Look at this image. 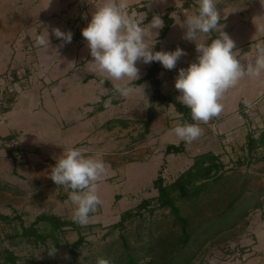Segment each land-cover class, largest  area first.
<instances>
[{"label":"rangeland","instance_id":"rangeland-1","mask_svg":"<svg viewBox=\"0 0 264 264\" xmlns=\"http://www.w3.org/2000/svg\"><path fill=\"white\" fill-rule=\"evenodd\" d=\"M15 1L5 0L8 6L4 7L8 13L11 12V19L8 14V22L0 23V33H8L2 40L7 50L10 49L8 42L13 41V32L25 28L33 41L38 28V19L29 22L24 18L21 22V18L17 16L20 10L33 8V5L28 2L18 5L19 2ZM100 2L102 0H83L80 5L66 11L60 7L62 10L57 16L63 18L70 12H81L84 14L82 20H88L87 26L96 10V4ZM185 4L189 13L195 11L192 0H186ZM215 6L221 17V30L235 41L234 51L238 50L240 59L246 62L254 55L255 42L264 39V33L260 34L258 30L264 27V0H216ZM56 10L58 7L54 8ZM87 14L91 17L88 18ZM178 15L174 29L181 34L180 37H173L170 46L161 45L163 37L159 38V32L153 39L150 37L157 44L158 51H175L180 48L187 53L172 70L159 65L161 68L157 76L165 83H175L179 69L187 68L196 61L198 55L195 43L185 39L187 29L182 27L186 19L184 10H180ZM44 29L51 35L52 28H43L42 32ZM218 37L219 32L211 34L212 39ZM80 38L84 39L82 35ZM56 57L58 60L59 56ZM88 60L92 62L93 58L89 56ZM18 63L14 59L11 61V57L7 55L0 65V70L10 65L7 71L0 74L5 81L10 71V80L7 84H1L0 88L3 89L4 97L3 103L0 101V112L7 109L19 93L14 82L25 77L20 69H16ZM136 66L142 78L148 66H142L139 61ZM30 69L31 73L25 77L26 82L39 85V73H34L31 67ZM14 74L19 77L14 78ZM83 78H88L87 81L91 82L88 88L83 86L87 89L88 100L84 98L78 106L80 109L73 107L72 114L65 110L64 121L49 107L48 101L45 105L50 114L44 113L38 105V110L33 109L30 116L25 113L15 115L21 116L20 126L14 125L15 120L12 118H7V123L4 120L0 123V213L9 217L7 220L0 218V264H97V259L101 257L108 259L110 263L123 264L127 254L143 256L142 261H147L155 257V252L151 254V251L164 248L159 247L153 239V245H149L152 235L170 237L167 238L170 241L164 240L169 251L165 250L162 257H155L154 264H170L172 259L182 258L188 253L192 254L190 264H264V140H259L261 134L264 136V73L259 78H244L225 93L221 100V114L207 124H200L203 132L208 131V135L204 134L205 136L192 143L183 142L182 150L167 154L164 152L167 143L177 144L181 141L172 129L178 123H183L182 114L171 102L156 104L154 118L157 117V122L152 120L145 132L144 125L152 94L149 80L133 82L135 86H144V99L139 89L128 98L119 97L113 92L112 83L111 86H101L93 73H85L78 82L82 83ZM163 84L164 82L160 84L163 93L174 98L180 95L177 90L169 88L165 92ZM34 85V91H39L40 88ZM42 88L47 90V87ZM82 93L85 91L82 90ZM67 96V100L61 102L64 107L72 101L70 93ZM240 99L243 101L239 105ZM105 101H110L107 108L104 106ZM113 119L124 120L126 124L113 123ZM69 120L75 121V124L65 132L63 129ZM15 129L17 137L13 135L14 138L2 141L3 136ZM249 131L258 142L250 152L246 144V134ZM11 146L21 149L14 148L11 156L8 154ZM70 147L87 149L90 155L102 154L106 164V172L98 183V195L102 204L91 214L86 226L75 222L68 224L60 234L59 246L50 238L41 241L34 240L33 236L22 235L23 228L33 224L41 213L72 219L74 206L68 193L63 187L54 184L48 176L50 166ZM207 150L220 154L226 163V170L219 182H211L193 201L178 202L191 233L185 244L178 236L179 224L166 207L157 208L152 214L141 210V214L126 220L123 227L109 230V225L115 223L124 210L137 209L141 200L151 199L149 207L155 203L157 189L153 181L158 174H161L164 182H169L191 163L195 154ZM237 159L244 161L236 164ZM76 224L84 239L78 253L72 255L66 242L70 243L78 237ZM41 225L40 221L36 223L38 228ZM167 242H171V245ZM53 245L57 252L54 257H50L48 249ZM148 247L153 249L145 253ZM9 252L15 257V262L6 259L5 255ZM65 254L70 259H65Z\"/></svg>","mask_w":264,"mask_h":264},{"label":"clouds","instance_id":"clouds-1","mask_svg":"<svg viewBox=\"0 0 264 264\" xmlns=\"http://www.w3.org/2000/svg\"><path fill=\"white\" fill-rule=\"evenodd\" d=\"M50 2V0H49ZM48 2V4H49ZM216 0H193L195 11L184 10L186 19L185 39L195 43L198 53L196 61L187 68H180L175 79V89L180 93L177 100L190 109L194 123H178L173 133L179 140L192 143L203 134L200 124H207L223 111V99L226 92L236 87L244 78H259L264 73V39H258L253 45L254 55L246 62L240 59L235 41L222 31L221 19L216 9ZM142 16V18H141ZM146 13L131 11L128 0H102L96 4V10L82 36L93 58L89 71L98 78L103 86L112 83L113 92L121 98L133 95L136 89L144 95V86H135L133 82L140 78L137 62L150 64L159 62L165 69L176 68L177 62L187 53L180 48L175 51H154L156 35L153 30L163 27L159 15H154L148 25H143ZM264 33V27L258 29ZM219 37L212 39L213 32ZM51 35L63 43H71L72 33L53 28ZM210 40V43L208 42ZM38 47L51 46L47 29L35 38ZM110 101L104 106L109 107ZM106 172L102 154L90 155L87 149L70 147L63 151L56 163L50 166L49 178L58 187L68 193L73 208V222L86 226L91 214L98 210L102 201L98 195V183ZM53 245L48 249L50 257L56 255ZM65 259L70 257L65 254ZM97 264H110L106 258H98Z\"/></svg>","mask_w":264,"mask_h":264},{"label":"crops","instance_id":"crops-1","mask_svg":"<svg viewBox=\"0 0 264 264\" xmlns=\"http://www.w3.org/2000/svg\"><path fill=\"white\" fill-rule=\"evenodd\" d=\"M15 2H19L18 5H21L22 2H28L29 4L33 5V8L30 7L26 10H20V13L17 14V16L21 18V22L24 18H27L29 22H32L33 19H38L36 21V25H38V28L34 33L33 41L31 40L29 31L25 28H23V30L21 29L18 32H13V41L8 42V45H10V49L8 50L6 48V44L2 42V40H4V37L8 33L1 32L0 65L2 64L3 57L9 55L11 57V61L13 59L15 61H19L18 68H16L15 66L14 67L16 69H20L23 72V75L25 74V77L27 76V74L31 73L30 67L33 69L32 71L34 73H39L41 83L39 85H30L26 82L25 77L22 79H17L19 76L14 74L13 77L17 79V82L14 83H16L15 86L18 88L19 93L17 94V97L12 100L13 102H11L8 108H5L3 112H0V123L3 120L4 123H7V118H12L15 120L14 125L17 124L20 126L19 118L21 116L17 117L15 115L25 113L26 115L30 116L33 114V109L38 110V105L40 106V108L42 107L41 110H43L44 113L46 112L47 114H50L45 105L48 103V101L50 103L49 107H52V109L55 111V114L61 117L62 121H64L65 119L63 117L66 116L65 110H67V113L69 112L72 114L73 107L80 109V107L78 106L82 103L84 98L88 100V97H86L88 92L85 88H88L87 86L91 85V82L87 81L88 78H83L81 80L82 83H80V81L78 82V79L81 78L85 73L90 74L91 72L89 71V69L90 66L92 67V65L89 64L90 61L88 60L89 56L91 55L90 50L87 47V41L80 38L82 35V29L87 27L86 24L88 22V20H82L84 14H82L81 12L75 13V11H73L70 12L68 16L65 15L63 18L57 16V14L62 10L59 9L60 7L64 8L63 10L65 11L66 9L72 10V7L80 5L83 0H50V2L49 0H16ZM185 2L186 0H128V6L131 11H135L138 14L146 13V17L143 20V25H148L154 15L163 14L170 8L171 10L169 12V16L173 18V22L163 36V42L161 44L162 46H170L174 36L180 37L181 32L174 29V24L176 23V21H178V18L176 17L179 16V11L185 10ZM4 6L7 7L8 3H6L5 0H0V23L3 24L4 22H8L6 20L8 14L11 19V12L8 13L9 11H7ZM55 7H58V10L54 11ZM21 13H23V15ZM86 16L88 18L91 17L89 14H87ZM10 22L11 21H9V24L13 25V23ZM48 27L52 29L59 28L64 32L70 31L72 33L71 43H64L61 47L60 45L63 42L50 35L51 46L47 49L38 47L35 44V38L38 34L42 33L41 29ZM158 32L159 30H154V33ZM255 33H259L257 29H255ZM260 34H262V32ZM151 36V39H153L154 35ZM16 41L18 42L16 43ZM20 42H22L23 45ZM18 46L20 47L18 48ZM56 55L59 56L58 60ZM140 64L142 66L144 65V63L142 62H140ZM158 65L162 66L160 63ZM8 66L10 67V65ZM8 66L2 68L0 70V74L7 71ZM146 66H148V64H146ZM68 67L70 68L68 69ZM87 77H89V75ZM7 82V80L4 81V83L6 84ZM162 82H164L163 86L165 92L168 90L167 88L172 91L176 90L174 81H169V83H165V81H161V83ZM33 85L38 86V88H40L39 91L35 92L34 90H36V87H33ZM43 86L44 88L47 87L46 91L43 90ZM83 86L86 87L84 88ZM77 90H79V92L81 91V93L77 92ZM82 90L85 91V93H82ZM65 91L67 92L64 93ZM53 93H55V96H53ZM68 93H70V98L72 101L64 107L61 102L63 100H67ZM178 95L179 94H176V96ZM38 98H40V101L38 100ZM240 100L243 101L242 99ZM41 117L43 119L42 115ZM156 118H154L153 120L157 122V120H155ZM74 124L75 121L69 120L67 123H65V128L63 129V131L67 132L71 130L70 127H72ZM10 134L16 136V129ZM204 134L208 135V131H204L201 137L205 136Z\"/></svg>","mask_w":264,"mask_h":264},{"label":"trees","instance_id":"trees-1","mask_svg":"<svg viewBox=\"0 0 264 264\" xmlns=\"http://www.w3.org/2000/svg\"><path fill=\"white\" fill-rule=\"evenodd\" d=\"M170 10L171 9L169 8L163 14H159L163 21V27L159 29V38H162L165 35L167 30L169 29V26L173 22V18L169 16ZM153 50L158 51L157 44H155ZM159 70L160 67L158 63L154 61L146 68L145 75L142 78H139L134 81L135 83H140L141 81L147 79L149 80L152 87V94L149 98V106L147 109L146 121L144 125L145 132H147L151 121L156 115L155 105L161 104L164 101L173 103L175 109L182 114L183 122L187 121L188 123H194V121H192L191 119L190 109L181 104L177 100V98H174L169 94L163 93L160 90L161 81L157 76ZM105 85L111 86V83L106 82ZM240 104L241 100L239 102V105ZM112 122H119L123 125L126 124V121L121 119H113ZM11 137H13L12 134H7L2 137V141H8L6 139H10ZM259 138L260 142L264 140V136L262 134ZM246 142L249 152L253 150V148L258 143L257 139L253 137L252 132L250 131L246 134ZM14 148L21 149L18 147L11 146L10 148H8L9 155L13 156L12 150ZM182 149L183 141H179L177 144L167 143L164 152L165 154H167L170 152H179ZM243 161L244 160L237 159L236 164L242 163ZM225 165L226 163L221 159L219 153L207 150L195 154L192 157L191 163L185 169L180 171L169 182H164L163 178L161 177V174H158L153 181V185L157 189V194L155 195V203L149 207L151 199L141 200L137 205V209L124 210L120 214L119 219L115 223L109 225V230L115 227H123L124 222L126 220H129L136 214H141V210H147L152 214L157 208L166 207L168 208L169 214L172 215L174 220L179 224L180 234L178 236L182 243L185 244L190 239L191 233L188 231V221L186 217L181 214L180 204H178V202L183 203L186 200L193 201L202 191H204L210 186L211 182H219L221 177L224 176V172L226 170ZM0 218L4 220L9 219L8 215H3L1 213ZM38 221H40L42 224L39 228L36 226V223ZM68 224H74L73 220L64 219L56 214L41 213L37 215L36 220H34L33 224H31L29 227L23 228L22 235L33 236L34 240L41 241H46L48 238H50L51 240H53L56 246H59L58 241L60 240V234ZM76 226L78 237L70 243L66 242L67 248L72 255L78 253V248H80V245L84 239V235L81 233L80 227L77 224ZM121 237H123L122 234ZM167 238L170 237H164L162 235L156 237L152 235L149 239V245H153V242L151 241V239H153L154 241H156V244L159 245V247L163 246L164 248L162 250L159 248L151 251L153 249V246L148 247L145 253H149L151 251V254L155 252V255L153 256L162 257V254L169 251L166 249V242H164V240H169ZM167 244L171 245V242H167ZM198 244L200 245L201 243L199 242ZM5 257L7 260L15 262V257L13 256L12 252H9L7 255H5ZM142 257L143 256L127 254L123 264H154L155 257H152L147 261H142ZM191 258L192 254L188 253L185 254L182 258L177 257L175 260L172 259V262L170 264H190ZM110 264H119V262Z\"/></svg>","mask_w":264,"mask_h":264},{"label":"built area","instance_id":"built-area-1","mask_svg":"<svg viewBox=\"0 0 264 264\" xmlns=\"http://www.w3.org/2000/svg\"><path fill=\"white\" fill-rule=\"evenodd\" d=\"M7 81H9L10 80V71L8 72V74H7V79H6ZM5 80V81H6ZM1 84H5L4 83V79H2L1 77H0V88H1ZM0 95H1V103H3V101H4V97H3V89H0Z\"/></svg>","mask_w":264,"mask_h":264}]
</instances>
